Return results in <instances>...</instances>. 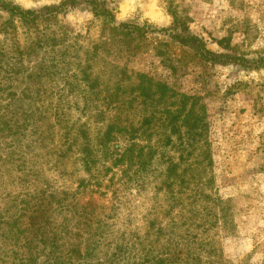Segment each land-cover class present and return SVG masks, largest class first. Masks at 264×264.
Segmentation results:
<instances>
[{
	"label": "rangeland",
	"instance_id": "obj_1",
	"mask_svg": "<svg viewBox=\"0 0 264 264\" xmlns=\"http://www.w3.org/2000/svg\"><path fill=\"white\" fill-rule=\"evenodd\" d=\"M98 1L0 0V264H264V0Z\"/></svg>",
	"mask_w": 264,
	"mask_h": 264
},
{
	"label": "trees",
	"instance_id": "obj_2",
	"mask_svg": "<svg viewBox=\"0 0 264 264\" xmlns=\"http://www.w3.org/2000/svg\"><path fill=\"white\" fill-rule=\"evenodd\" d=\"M86 2H88L89 4L92 5V12L94 14V16H104L106 18H108L109 20H115V15H114V11L113 9L107 8L104 6L103 3L99 2L98 0H86ZM0 7H2L4 10L9 11L13 16L15 15H22V16H27L29 14H33V12H31L30 10H23L20 9L18 6H9V5H0ZM50 11V10H49ZM173 18H174V24H178V18L175 14H172ZM130 30L128 32H131L133 30L138 29V26H134V25H129V24H125L122 23L119 26L116 27V29L118 28H129ZM131 27H134V29H131ZM124 32V31H122ZM184 39V38H182ZM191 39L193 41V43H195L197 45V51L202 50L205 47L204 41L200 38H198L197 36H191ZM208 53H211L209 50H205Z\"/></svg>",
	"mask_w": 264,
	"mask_h": 264
}]
</instances>
